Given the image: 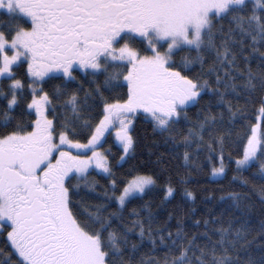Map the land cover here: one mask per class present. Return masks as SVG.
Here are the masks:
<instances>
[{"label": "snow or ice", "instance_id": "6c2138e0", "mask_svg": "<svg viewBox=\"0 0 264 264\" xmlns=\"http://www.w3.org/2000/svg\"><path fill=\"white\" fill-rule=\"evenodd\" d=\"M140 120L249 191L161 220ZM0 264H264V0H0Z\"/></svg>", "mask_w": 264, "mask_h": 264}, {"label": "trees", "instance_id": "16d2710c", "mask_svg": "<svg viewBox=\"0 0 264 264\" xmlns=\"http://www.w3.org/2000/svg\"><path fill=\"white\" fill-rule=\"evenodd\" d=\"M255 122V121H253ZM247 123V121L245 122ZM151 133V126L146 124L143 120L137 122L136 127V135L139 139V144L137 146V155L136 157L129 162V164H124L123 167L117 168V175L127 173L131 164L136 165H146V169L152 172H155L158 176V183L157 187L153 190V192L149 193L148 196L144 197V201L151 200L152 207L159 211L160 219L163 220L166 218V212L172 211L175 206L179 203H182V196H183V189L185 187L193 190L197 194V204H200L201 198L207 197L210 193H213L217 198L221 195V187L224 190H240L243 192H248L249 188H241L240 184L237 182L235 184L230 183L234 173L229 171L227 174V178L220 179V178H212L210 175V165H207L203 159H201L200 163L204 165L202 168L199 169H190L184 166V162L182 159L170 158L168 155L167 148L161 143L158 147L152 146L153 139L160 140V137H152ZM113 144L112 137H107V143L105 147ZM235 147V145H233ZM231 150V149H229ZM113 153L118 158L119 155V146L113 145L112 147ZM155 153V154H151ZM162 155L161 163L157 164V156ZM115 162V161H114ZM234 167V166H233ZM184 177L187 173L186 179L188 181L187 184H180L179 179L177 176ZM247 176V173H244ZM171 177L173 182L177 185V192L175 194L174 199H170V201L164 205L162 208H157L160 205L161 201L160 198L162 197L163 193L161 189L168 181V178ZM100 179V182L103 184L105 181L101 177H96ZM256 183H260V181H256ZM251 184V180H250ZM82 195H86L82 193ZM259 192L253 194V201L256 204L255 213L259 212ZM143 201L135 200L132 204L129 205V208L133 206H139ZM191 206V205H190ZM202 207V205H201ZM162 254V253H161Z\"/></svg>", "mask_w": 264, "mask_h": 264}, {"label": "rangeland", "instance_id": "374dc122", "mask_svg": "<svg viewBox=\"0 0 264 264\" xmlns=\"http://www.w3.org/2000/svg\"><path fill=\"white\" fill-rule=\"evenodd\" d=\"M212 178H214V179H215V178H217V177H212Z\"/></svg>", "mask_w": 264, "mask_h": 264}]
</instances>
